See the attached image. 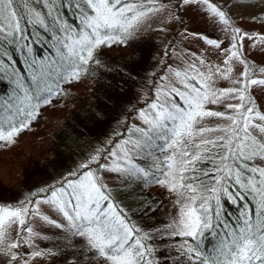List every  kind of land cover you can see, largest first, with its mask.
<instances>
[{
    "label": "snow or ice",
    "instance_id": "6c2138e0",
    "mask_svg": "<svg viewBox=\"0 0 264 264\" xmlns=\"http://www.w3.org/2000/svg\"><path fill=\"white\" fill-rule=\"evenodd\" d=\"M228 2L178 0L176 7L202 5L214 22L218 20L227 28L231 25L224 11ZM163 7V3L157 6L156 0H0V82L7 81L12 87L7 98L0 99V141L12 142L27 128L39 115L40 106L51 103L60 92L61 81L78 80L100 46L113 42L133 45L134 28ZM68 14L75 21L69 22ZM246 38L251 40L252 36L241 34L239 28L232 29L228 48L206 38L209 45L223 52L226 67L209 68L207 76L193 64L183 73L176 71L179 86L170 83L167 90L159 89L139 112L142 124L126 128L128 138L123 144L116 142L115 150H107L111 166L97 163V168L139 178L144 191L134 192L135 196L145 195L155 184L180 192L185 202L177 234L194 241L206 234L219 240L216 256H205L199 243L188 247L190 262L195 258L199 264H264V167L253 163L264 160V143L250 131L264 134V114L256 109L249 92L251 85H264V78H253L264 73V68H257L243 56ZM259 39L264 41V37ZM37 45L47 46L51 55L38 54ZM138 51L139 45L129 54L132 63ZM16 55L22 59L18 61ZM233 59L243 65L239 78L233 79L234 86L214 88L213 77L232 79ZM122 74L132 78L131 72ZM230 99L238 102H226ZM218 104H223L225 111L210 107ZM205 118L228 123L209 128L202 123ZM255 120L261 123H253ZM210 133L219 135L210 138ZM90 159L97 161V157ZM201 163L212 167L204 170L198 167ZM249 195L254 206L248 202ZM222 197L239 205L234 225L221 219L226 215ZM37 203L47 205L59 218L41 217L64 230L73 249L63 254V264L70 258L72 264H151L148 257L152 250L145 243L148 236L118 209L102 177L89 163L50 187L39 202L0 205V241L13 225L20 237L17 243L7 245L9 264H20L21 260L29 264L12 250L31 244L28 237L20 235L21 230L36 235L26 219L40 215ZM144 203L150 211L148 201ZM30 255L44 253L33 251Z\"/></svg>",
    "mask_w": 264,
    "mask_h": 264
},
{
    "label": "rangeland",
    "instance_id": "374dc122",
    "mask_svg": "<svg viewBox=\"0 0 264 264\" xmlns=\"http://www.w3.org/2000/svg\"><path fill=\"white\" fill-rule=\"evenodd\" d=\"M215 2L223 5L225 0H215ZM162 3L165 7L149 15L134 28L135 43L133 45L129 46L128 44L113 42L110 45H102L98 48L114 46L113 48L118 51L117 53L119 51L129 52L144 39L149 43L147 46L151 45L154 65L142 71L140 85H136L134 93L127 98L129 105L133 106L132 111L128 113L130 122L127 128L132 125L142 124L139 112L154 99L159 89L167 90L165 86L170 83L179 86L175 77L176 71L183 73L190 64H193L196 69L207 76L209 68L226 67L222 63L225 58L223 52L213 45H209L206 38L214 39L223 48H228L233 28H239L241 34L244 32L249 33L252 39L248 40L246 38L244 40L243 48L241 49L243 56L249 63L256 65L257 68H264V41L259 39V37H264V2L262 0H229L228 6L224 9L229 14L231 21V25L227 28L218 20L214 22L213 18L206 14L202 5L193 4L190 7L182 6L178 9L176 7L178 0H156L157 6ZM194 33H199L200 35H193ZM201 60L204 62L203 64L200 63ZM230 66L233 69L232 79H223L217 75L213 77L214 83L212 86L214 88L223 90L234 86L233 79L239 78L243 65L240 64L239 60L233 59L230 62ZM189 74L195 75L193 72ZM253 78H264V73H257ZM68 86L74 90L77 87L81 92H84L87 87V85ZM249 92L255 102L256 109L261 114H264V85H251ZM226 102L237 103L238 100L230 99ZM210 107L225 111L223 104L210 105ZM125 108H128V106ZM202 123L206 127L216 128L218 125L227 124L228 121L205 118ZM253 123L259 124L261 122L255 120ZM125 125L126 122L124 121L120 126H117L116 129L119 128V130H115L116 133H124ZM36 128L32 127L29 131H27L28 129L23 130L14 136L12 142L0 141L3 145L0 148L4 150L0 151V180L3 181L0 186L1 184L4 186L0 187V205L16 204L26 200L39 202L47 194V190L50 187L57 185L69 176L70 172L67 175L61 174L60 179L52 183L46 177H42L36 182H28L25 179L18 164L24 165L28 160L40 156L37 154L46 153L51 149L48 145L44 146L50 138L47 128ZM250 131H253V134L257 135L261 142L264 143V134L257 133L256 130L252 129ZM207 135L210 138H215L219 133ZM127 138L128 135L125 132L117 142L123 144V140ZM114 144L116 142L112 144L111 148H113ZM113 150L115 149L113 148ZM27 155H30V159H26ZM95 162L93 161V163ZM102 162L111 166L112 159L107 155H103ZM253 163L256 166L264 167V160L256 159ZM70 168L75 171L79 170L74 165ZM101 174L105 185L109 188L116 185L123 176L119 172H109L105 169L102 170ZM155 187L157 188V186ZM165 187L169 188L168 186ZM173 192V190L169 191V193ZM179 197L177 199L175 197L174 201H170L169 206L176 225L180 219V208L185 202L182 196ZM29 207H33V205L29 204ZM35 207L39 210L40 215H32L26 219V224L33 229L36 235H31L21 230L20 235L28 237L31 240V244L21 245L19 249H13L12 251H18L24 259L29 261V264H56L59 260V255L46 252L47 247L43 245L48 243L54 245V243H57L59 241L57 236L63 230L48 224L41 217L42 215H48L50 219L59 218L43 203H37ZM19 239L17 228L13 225L8 230L6 239L0 241V263L9 264L8 255H5L7 245L17 243ZM33 251H40L44 255L32 257L30 253ZM20 264H24L23 260L20 261Z\"/></svg>",
    "mask_w": 264,
    "mask_h": 264
},
{
    "label": "trees",
    "instance_id": "16d2710c",
    "mask_svg": "<svg viewBox=\"0 0 264 264\" xmlns=\"http://www.w3.org/2000/svg\"><path fill=\"white\" fill-rule=\"evenodd\" d=\"M66 18L69 22L76 19L71 14ZM145 42L144 39L139 44L135 63L129 58L133 50L117 53L114 46H104L96 50L95 59L85 66L78 80L68 84L60 82V92L51 98V103L40 106L39 115L25 128L27 131L32 127L47 128L50 138L44 146L51 147L46 153L37 154L40 156L35 159H30V155H27L26 159L30 160L24 165L18 164L28 182H36L42 177L49 178L50 183L58 181L61 174L67 175L75 171L70 168L72 165L79 169L84 163H89L92 170L98 172L103 179V168H97V163L104 164L103 155H107L112 144L125 134H118L115 130H119L116 127L125 121V131L130 122L128 113L133 106L129 105L127 98L134 93L136 85H140L142 71L154 65L151 45L147 46L149 43ZM36 51L40 55H51L47 46L37 45ZM16 59L19 61L22 57L16 55ZM128 72L132 74L131 79L122 74ZM118 84L121 87H117ZM68 85L87 87L81 92L79 88L74 90ZM11 92L12 87L7 81L0 82V99H6ZM0 146L3 145L0 143ZM0 151L4 150L0 148ZM91 157H97V161L93 163ZM198 167L209 170L212 166L201 163ZM0 183L3 181L0 180ZM140 183L141 180L137 177L123 175L116 185L107 188L116 206L124 212L131 225L140 229L142 235L148 236L145 243L152 250L148 257L151 264H199L195 258L190 262L187 254V248L195 247L197 243L200 244L199 251L205 256L217 255L214 249L219 240L215 237L206 234L202 240L194 241L191 237L177 234L179 228L169 206L170 201L180 198L179 191H174L173 195L165 187L167 185L155 184L147 188L145 195L135 196L134 192L144 191L140 188ZM1 186L4 187L2 184ZM145 200L151 206L150 211ZM248 202L253 206L255 204L250 195ZM221 204L226 213L222 214L221 219H228L234 225L239 217V205L231 204L223 197ZM57 239L59 241L54 245L48 243L43 246L47 247L46 252L59 255L56 264H63V254L70 253L73 249L68 246L64 230ZM68 264H72L71 258Z\"/></svg>",
    "mask_w": 264,
    "mask_h": 264
}]
</instances>
